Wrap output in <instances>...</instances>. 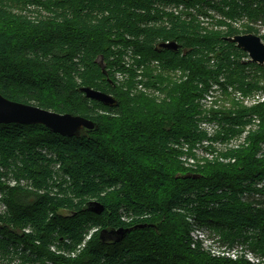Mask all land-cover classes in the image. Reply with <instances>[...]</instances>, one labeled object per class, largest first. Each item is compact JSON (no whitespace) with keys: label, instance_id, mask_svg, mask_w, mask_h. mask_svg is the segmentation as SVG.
<instances>
[{"label":"trees","instance_id":"16d2710c","mask_svg":"<svg viewBox=\"0 0 264 264\" xmlns=\"http://www.w3.org/2000/svg\"><path fill=\"white\" fill-rule=\"evenodd\" d=\"M31 8L50 17L30 19L22 11ZM214 13L222 18L219 24H243L208 32L199 17L214 18ZM0 20L15 22L0 28V93L98 124L78 137L41 124H0V222L5 224L0 264L227 263L204 262L209 252L198 231L229 250L241 245L264 255V170L228 175V166H219L215 178L206 176L208 167L195 170L173 159L178 169L172 170L160 158L186 147L194 156L205 141L211 144L204 148L216 152L215 142L235 138L252 124L247 113H221L218 136H211L200 126L197 99L212 83L222 84V75L226 84L245 92L264 88V65L243 62L247 53L226 40L242 30L264 40L261 28L250 24L264 23V0H0ZM174 40L181 45L178 51L159 47ZM153 62L185 75L184 82L173 84L171 102L149 105L146 94L138 92L139 85L166 90ZM82 86L120 103L91 99L79 90ZM126 111L134 120L113 133L109 119ZM263 127L258 140L264 139ZM130 140L153 144L157 161L124 156L135 151ZM242 147L232 148L227 158H236ZM188 174L202 178H185ZM91 200L100 201L104 211H90ZM140 224L146 227L133 229L120 242L100 238L105 228ZM141 236L154 238L157 247L143 250Z\"/></svg>","mask_w":264,"mask_h":264},{"label":"rangeland","instance_id":"374dc122","mask_svg":"<svg viewBox=\"0 0 264 264\" xmlns=\"http://www.w3.org/2000/svg\"><path fill=\"white\" fill-rule=\"evenodd\" d=\"M169 9L171 8L169 7ZM22 13H26L25 15H28L30 19H43L50 17L47 12H39L38 10H34L32 8L29 10L22 11ZM213 16L214 18L199 17L202 26L208 32H225L229 28L227 24L232 25V27H239L243 24V22L227 21V23L225 22L226 25H222L219 24L220 22H222V18L220 17V15L214 13ZM250 24L257 29L261 28L259 32L264 33V23L258 22ZM9 27H15V22H7L4 20H0V28L9 29ZM240 34H245V31L242 30ZM241 59L243 62L248 61V53L247 56L243 55ZM127 62V67L129 66V64H132L129 63V57L127 58ZM150 65L152 71H154L158 75L162 74L164 76L166 90L161 91L149 88L146 89L142 85H139L138 92H143L146 94V97L148 99L147 104L149 105H152L154 101L158 105L164 101L171 102L173 98L171 92L173 84L176 82H184L186 80L185 75L183 74V72L176 70L163 71L157 62H153ZM118 77L122 80H125L121 75H118ZM144 78L145 80H147V77ZM220 78L221 82H223L222 84L212 83L208 91L203 92L202 95H200V97H198L197 99V117L200 122V126H202V128L204 129H208V132L211 136H218L217 132L215 131L219 130V122L217 120L218 118L216 115L221 113L234 114L237 112H244L249 114V116L253 118V122L252 124L246 127V131L242 134V136L236 134L235 138H221L217 142H215L212 148L213 150H216L217 159L205 156L206 150L204 149V147H199L198 152H195L196 154H194L193 156L197 160V163L195 164L196 166L192 167V169L199 170L200 168L208 167V170L205 171L207 173L206 176L209 177L214 175L213 177L215 178H218L217 173L220 172L218 170L220 168L219 166H228L227 171H225L228 172V175L234 174L235 172L241 174H251L256 171H263L264 157H261L259 155V152L263 149L264 139L258 140L256 138V134L262 129L264 122V88L262 87L261 89H254L252 91L245 92L239 86H236L234 83L226 84L224 82L223 75ZM168 85L169 87L167 88ZM260 85L264 86V81H262ZM133 120L134 119L130 111H126V114H124L123 116L111 117L109 121L114 125V128L111 129V131L113 133H119V131H124V128ZM173 123L174 125L180 124V122L177 121H174ZM143 125L144 126L141 128V130L143 132H146L147 128L149 127L146 124ZM245 136H247L246 141L245 143H242L244 142ZM240 137L241 139H239ZM254 138L256 139V142ZM130 141L131 146H134L135 151L132 149V151L130 150L125 152L126 154L124 156H126L128 159L134 162H148L150 164H153L155 161H157V150L153 144L144 142L142 140H136L135 144L133 140ZM237 143L242 144L243 147L237 150L239 152L236 156L235 161L228 160L224 162L219 159L221 156L231 157L228 156L229 154L227 155V153L231 152L233 144ZM172 150L173 152H171V156L162 154L160 156L161 159H165L166 161H168V164L171 165L172 170L178 169V164H176L173 159L181 161L185 167L191 168L187 164V161H185V157H187L186 155H189L190 153L187 149L181 150L178 148H172ZM176 151L179 152V156L176 155ZM203 177H205V175H203ZM3 209V205L0 204V211H2ZM153 240L154 238H152L151 236H141V248L143 250H150L151 248L148 247L150 245L157 247V242L155 243V241L153 242ZM144 241L147 242L144 244ZM205 246L208 249L209 254L202 258L204 262H208L209 259L215 258L216 260H221V262H226L222 261V259H227V263L225 264H264L263 254L246 252V250H242L243 247L241 245H239V247L234 251L229 250L220 243H218L216 237H211L209 239L206 236ZM13 264L32 263H23L21 260H14Z\"/></svg>","mask_w":264,"mask_h":264},{"label":"water","instance_id":"95a60500","mask_svg":"<svg viewBox=\"0 0 264 264\" xmlns=\"http://www.w3.org/2000/svg\"><path fill=\"white\" fill-rule=\"evenodd\" d=\"M229 42L235 43L238 48L247 52L249 60L259 65H264V40L256 33L237 34L226 37ZM160 48L178 51L181 45L177 41H166L159 45ZM97 62L100 64L103 72L108 75L105 59L99 56ZM111 80V79H110ZM112 82V80H111ZM87 97L98 100L106 105L119 104L118 98L115 96L92 88L91 86H82L79 88ZM41 124L49 128L53 132L59 133L67 137L81 136L84 130L93 131L98 128V124L81 115H73L71 113H58L52 110L44 109L34 104L13 101L6 98L0 93V124ZM185 178L201 179V174H188ZM90 211L102 213L105 206L98 200H91L87 204ZM5 224L0 222V229ZM146 225L140 224L133 228H105L100 232V238L103 242H120L133 229L144 228Z\"/></svg>","mask_w":264,"mask_h":264},{"label":"built area","instance_id":"2783aa9c","mask_svg":"<svg viewBox=\"0 0 264 264\" xmlns=\"http://www.w3.org/2000/svg\"><path fill=\"white\" fill-rule=\"evenodd\" d=\"M264 28V27H263ZM261 36V35H260ZM218 127H219V125H218ZM215 131H217V130H215ZM246 131V130H245ZM244 131V132H245ZM243 132V133H244ZM242 133V134H243ZM242 134H241V136H242ZM246 138H247V136H245V139H244V142H242V143H245V141H246ZM239 139H241V137L239 138ZM238 139V140H239ZM236 140V139H235ZM234 140V141H235ZM210 142H207V141H205L204 142V146L205 147H209L210 146ZM240 145L241 144H233V148H239L240 147ZM203 146V147H204ZM185 149H188L187 147L185 148ZM205 150H206V152H205V156H207V157H209V158H217V154H216V152H214V151H210V150H207L206 148H204ZM212 150V149H211ZM195 152H198V148L197 149H195L194 150ZM259 155L261 156V157H264V146H263V149L259 152ZM187 157H185V161H187V164L189 165V166H196L195 164L197 163V160L193 157V156H189V155H186ZM220 160H222V161H224V162H226V161H228V160H232V161H235L236 160V158H227V157H220L219 158ZM197 234L199 235V237L200 238H202L203 240H205V238H206V235L205 234H203L202 232H200V231H198L197 232ZM234 251V250H233Z\"/></svg>","mask_w":264,"mask_h":264},{"label":"flooded vegetation","instance_id":"af4514ba","mask_svg":"<svg viewBox=\"0 0 264 264\" xmlns=\"http://www.w3.org/2000/svg\"><path fill=\"white\" fill-rule=\"evenodd\" d=\"M109 243L114 244L115 242L110 241Z\"/></svg>","mask_w":264,"mask_h":264}]
</instances>
